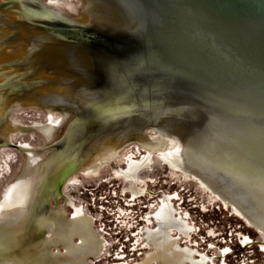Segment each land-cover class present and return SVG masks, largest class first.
<instances>
[{
    "label": "water",
    "instance_id": "1",
    "mask_svg": "<svg viewBox=\"0 0 264 264\" xmlns=\"http://www.w3.org/2000/svg\"><path fill=\"white\" fill-rule=\"evenodd\" d=\"M0 264H264V0H0Z\"/></svg>",
    "mask_w": 264,
    "mask_h": 264
}]
</instances>
